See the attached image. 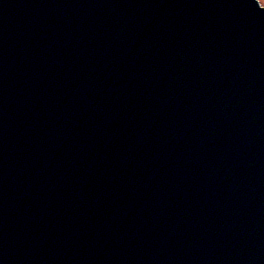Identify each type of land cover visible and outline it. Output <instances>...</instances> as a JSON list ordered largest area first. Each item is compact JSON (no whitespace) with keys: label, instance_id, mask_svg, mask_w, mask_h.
<instances>
[{"label":"water","instance_id":"water-1","mask_svg":"<svg viewBox=\"0 0 264 264\" xmlns=\"http://www.w3.org/2000/svg\"><path fill=\"white\" fill-rule=\"evenodd\" d=\"M0 264H264V10L0 0Z\"/></svg>","mask_w":264,"mask_h":264},{"label":"snow or ice","instance_id":"snow-or-ice-1","mask_svg":"<svg viewBox=\"0 0 264 264\" xmlns=\"http://www.w3.org/2000/svg\"><path fill=\"white\" fill-rule=\"evenodd\" d=\"M254 3L257 4L261 10H264V0H254Z\"/></svg>","mask_w":264,"mask_h":264}]
</instances>
